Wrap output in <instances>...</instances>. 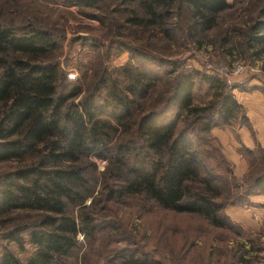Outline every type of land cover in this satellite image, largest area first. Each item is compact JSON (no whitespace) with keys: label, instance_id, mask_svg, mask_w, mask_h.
<instances>
[{"label":"trees","instance_id":"16d2710c","mask_svg":"<svg viewBox=\"0 0 264 264\" xmlns=\"http://www.w3.org/2000/svg\"><path fill=\"white\" fill-rule=\"evenodd\" d=\"M120 2L129 6L125 22L164 39L173 35L169 20L176 9L190 16L187 31L195 38L211 30L232 6L227 0ZM260 2L240 46L264 45V0ZM78 4L91 6V0ZM56 47L46 30L30 25L18 35L0 24V162L18 163L0 180V216L15 210L40 213L36 220L3 231L4 239L20 248L27 234L33 250L21 261L4 245L0 264H84L85 249L93 250L100 226L122 228L121 222L111 221L116 215L99 214V205L106 210L112 203H131L139 210L150 206L231 228L225 205L245 204L249 195L264 194L262 147H256L258 163L251 162L242 193L228 166L213 160L212 128L247 120L219 76L183 70L177 60L140 50L141 65L123 68V83L105 68L74 102L82 84L63 89L57 64L34 61ZM148 65L166 68L160 74ZM197 80L205 84L199 100ZM244 151L251 156L253 149ZM92 158L106 161L98 189ZM119 251L121 264H161L139 250Z\"/></svg>","mask_w":264,"mask_h":264},{"label":"rangeland","instance_id":"374dc122","mask_svg":"<svg viewBox=\"0 0 264 264\" xmlns=\"http://www.w3.org/2000/svg\"><path fill=\"white\" fill-rule=\"evenodd\" d=\"M227 1L232 6L219 15L216 25L195 38L188 35L187 27L191 19L184 9L175 10L169 20L170 28H174L173 35L171 33L170 38L164 39L162 34L134 29L125 22L129 18V6L120 0H91V6L79 5L78 0H0V24L8 26L18 35L24 34L30 25L51 33L57 43L56 49L34 61L57 64L61 87L82 84L83 92L74 102L80 100L93 83L96 84L105 68L123 83V68L131 65L129 68L137 69V65H141L137 64L140 50L177 60L183 70H198L219 76L237 101L242 102L257 91L264 97V45L253 48L239 45L244 40L242 32L246 33L258 16L261 2ZM235 64H241L243 71L233 75L230 70ZM147 67L160 74L166 68ZM204 90L205 84L197 80L194 91L197 100L203 97ZM240 105L246 122L239 118L230 126L212 128L211 146L216 149L211 154L214 162L228 166L232 183L242 193L251 162L255 166L258 163L260 154L256 147L264 149V146L255 140L252 147L242 144L238 132L242 126L247 127L255 138L246 108ZM245 147L253 149L251 156L244 151ZM91 160L95 165L94 181L98 189L100 183L97 177L105 168L106 161ZM17 165V161L12 160L0 162V180ZM91 199L89 197L86 203ZM112 204L114 207L109 210L99 205V214L109 212L116 215L118 218L111 221L121 222L122 228L119 231L113 227L103 230L100 226L96 241L91 242L93 250L85 249L84 264H121V247L147 253L161 264H264V194L249 195L245 204L225 205L223 212L229 217L231 228L211 227L192 214L150 206L146 210L133 209L131 203ZM39 215L34 211L15 210L0 216V253L2 246L8 245L21 261H25L33 250L28 235L23 234L24 244L20 248L15 242L6 241L3 231L16 224L36 220ZM103 218L108 219L107 215Z\"/></svg>","mask_w":264,"mask_h":264},{"label":"crops","instance_id":"0c3cea01","mask_svg":"<svg viewBox=\"0 0 264 264\" xmlns=\"http://www.w3.org/2000/svg\"><path fill=\"white\" fill-rule=\"evenodd\" d=\"M238 101L246 108V114L255 138L253 139L247 127L242 126L238 130L241 135L242 144L247 147H252L255 140L264 146V97L257 91L250 94L242 102L239 99Z\"/></svg>","mask_w":264,"mask_h":264},{"label":"built area","instance_id":"2783aa9c","mask_svg":"<svg viewBox=\"0 0 264 264\" xmlns=\"http://www.w3.org/2000/svg\"><path fill=\"white\" fill-rule=\"evenodd\" d=\"M221 70H223L221 68ZM225 72V70H223ZM243 71V67L241 64H235L233 65V68L230 70V74H238V73H241ZM226 73V72H225Z\"/></svg>","mask_w":264,"mask_h":264}]
</instances>
